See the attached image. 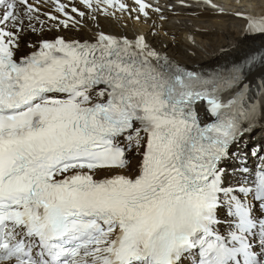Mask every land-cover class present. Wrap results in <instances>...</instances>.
Segmentation results:
<instances>
[{"label":"snow or ice","instance_id":"obj_1","mask_svg":"<svg viewBox=\"0 0 264 264\" xmlns=\"http://www.w3.org/2000/svg\"><path fill=\"white\" fill-rule=\"evenodd\" d=\"M177 6L0 0V264H264V14L206 64Z\"/></svg>","mask_w":264,"mask_h":264},{"label":"bare ground","instance_id":"obj_2","mask_svg":"<svg viewBox=\"0 0 264 264\" xmlns=\"http://www.w3.org/2000/svg\"><path fill=\"white\" fill-rule=\"evenodd\" d=\"M155 2V0H153ZM174 0H171L173 3ZM220 6H232L233 8H239V12L246 8L244 13H251L255 16H260L264 14V1L260 0H213ZM189 2V0H186ZM130 3V2H129ZM161 3H164V0H161ZM175 12L180 15H171L169 14V22L164 25L163 30L161 31L160 36L158 37L159 41H169V32L177 35V40L181 49L188 47L190 50H194L197 54L196 58L200 59L201 62L206 64H211L214 62L219 45L226 42V40L231 38H241L244 39L243 29L245 27V21L243 19L237 18L232 15L234 12H229L230 14H214V11L208 6L200 7L198 9H175ZM237 12V11H235ZM141 28L146 29L148 25H140ZM167 28V29H166ZM166 30L168 37H164L162 32ZM204 30L208 33L214 32L211 36L213 44L209 45V38L207 41L200 38L201 32ZM169 31V32H168ZM192 34L195 38V41L205 47L203 52L199 47H196L195 44H192L190 41L186 40V37ZM264 37H257L256 44L258 45L260 40ZM170 47H172L170 45ZM175 50V49H174ZM191 58V57H188ZM261 134L257 133L253 137V142L259 141Z\"/></svg>","mask_w":264,"mask_h":264},{"label":"rangeland","instance_id":"obj_3","mask_svg":"<svg viewBox=\"0 0 264 264\" xmlns=\"http://www.w3.org/2000/svg\"><path fill=\"white\" fill-rule=\"evenodd\" d=\"M245 1V0H244ZM261 1V0H260ZM262 1H264V0H262ZM173 3H176V0H174L173 1ZM188 3H191L192 4V8H190V9H198V8H200V7H205L206 8V5L205 4H203V3H199V2H197V1H195V0H189V2ZM221 7H223L224 9H225V13L226 14H230L229 12H235V11H239V8H233L232 6H221ZM175 9H185V8H181V7H179V6H177ZM246 10V8H244V9H242L241 11L243 12V11H245ZM177 13V12H176ZM167 29V28H166ZM166 30H164L163 32H162V35L164 36V37H168V36H165L164 35V32H165ZM169 32V31H168ZM161 34V33H160ZM209 34H211V36L214 34V32H211V33H208V31H206V30H204L203 32H201V34H200V38H202L203 40H205V41H207L208 40V38H209ZM172 36H175V38H176V41L178 42L179 40H177V35H175L174 33H172V32H169V37L171 38ZM195 46L196 47H198L199 46V48L204 52L205 51V47L203 46V45H201V44H199V43H195Z\"/></svg>","mask_w":264,"mask_h":264}]
</instances>
